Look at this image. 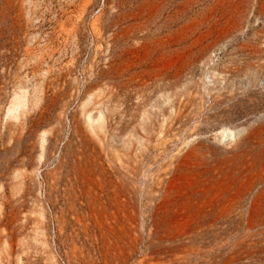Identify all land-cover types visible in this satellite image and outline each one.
<instances>
[{"label": "rangeland", "instance_id": "374dc122", "mask_svg": "<svg viewBox=\"0 0 264 264\" xmlns=\"http://www.w3.org/2000/svg\"><path fill=\"white\" fill-rule=\"evenodd\" d=\"M0 264H264V0H0Z\"/></svg>", "mask_w": 264, "mask_h": 264}]
</instances>
